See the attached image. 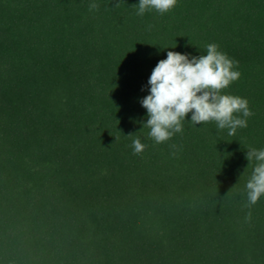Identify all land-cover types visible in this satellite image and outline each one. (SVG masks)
<instances>
[{
  "label": "trees",
  "instance_id": "1",
  "mask_svg": "<svg viewBox=\"0 0 264 264\" xmlns=\"http://www.w3.org/2000/svg\"><path fill=\"white\" fill-rule=\"evenodd\" d=\"M117 3L0 0V264H264V198L250 221L244 207L247 148H264V0L143 17ZM209 43L239 61L227 94L250 101L248 127L189 115L156 145L140 103L152 71Z\"/></svg>",
  "mask_w": 264,
  "mask_h": 264
},
{
  "label": "clouds",
  "instance_id": "2",
  "mask_svg": "<svg viewBox=\"0 0 264 264\" xmlns=\"http://www.w3.org/2000/svg\"><path fill=\"white\" fill-rule=\"evenodd\" d=\"M120 2L118 0L117 7ZM178 5L179 0H139L132 8L140 17L152 11L163 16ZM88 8L99 11L100 5L91 2ZM152 27L148 25L149 30ZM205 47L206 54L199 57L167 51V58L160 60L152 71L148 81L150 94L140 103L147 110L143 129L149 130L147 137L156 145L167 144L177 134H183L189 115L191 125L214 123L218 130H226L228 136H236L239 129L248 127L249 118L254 115L250 101L227 94L241 79L239 61L223 52L217 43ZM129 138L136 156H141L149 147L138 134L129 135ZM246 159L251 174L245 184L244 207L249 210L245 219L250 221L251 209L264 198V148L249 146Z\"/></svg>",
  "mask_w": 264,
  "mask_h": 264
}]
</instances>
